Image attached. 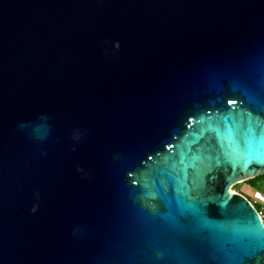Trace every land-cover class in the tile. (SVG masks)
<instances>
[{"label":"water","instance_id":"obj_1","mask_svg":"<svg viewBox=\"0 0 264 264\" xmlns=\"http://www.w3.org/2000/svg\"><path fill=\"white\" fill-rule=\"evenodd\" d=\"M263 174L264 0H0V264H264Z\"/></svg>","mask_w":264,"mask_h":264},{"label":"snow or ice","instance_id":"obj_2","mask_svg":"<svg viewBox=\"0 0 264 264\" xmlns=\"http://www.w3.org/2000/svg\"><path fill=\"white\" fill-rule=\"evenodd\" d=\"M234 88H239V85H233ZM228 104H235L236 100L235 99H229L227 101ZM225 120L228 119V117L224 118ZM254 123L256 124L257 127H259V121L258 118L254 119L251 114H249V119L247 122V127L243 128V135L245 137V144L247 148V155L252 156L253 155V143L255 140V129L253 127ZM220 133L219 131L217 132V136H219ZM236 133L233 131L231 127L228 128V136L229 138H235ZM183 163V161H181ZM183 187V185H181ZM228 201L225 199L224 203L226 204ZM191 207V206H189ZM151 214L153 216L159 215L157 208L155 205L149 206ZM192 212L197 216L198 219V225L200 229H207L209 236L215 237L219 233H228L230 234L233 238H246L248 241L249 246H254V245H264V235H262L259 230L256 228L255 221L254 220H249L247 224L243 227H237L236 225L230 224V223H225V224H220L216 225L211 223L205 213L201 211L200 209L197 208H192ZM167 219L169 223H171L174 226H179L178 221L176 217L172 214L169 213L167 215ZM190 264H203V262H197V261H192ZM218 264H234V261H230L227 258L222 261H218Z\"/></svg>","mask_w":264,"mask_h":264},{"label":"rangeland","instance_id":"obj_3","mask_svg":"<svg viewBox=\"0 0 264 264\" xmlns=\"http://www.w3.org/2000/svg\"><path fill=\"white\" fill-rule=\"evenodd\" d=\"M232 190L243 194L250 201H254V193L256 191H260L264 195V182H261L258 185H254L248 182H243L234 186Z\"/></svg>","mask_w":264,"mask_h":264},{"label":"built area","instance_id":"obj_4","mask_svg":"<svg viewBox=\"0 0 264 264\" xmlns=\"http://www.w3.org/2000/svg\"><path fill=\"white\" fill-rule=\"evenodd\" d=\"M250 202L257 209V211H258V213H259V215H260V217L264 223V195L260 191H256L254 193V201H250Z\"/></svg>","mask_w":264,"mask_h":264},{"label":"trees","instance_id":"obj_5","mask_svg":"<svg viewBox=\"0 0 264 264\" xmlns=\"http://www.w3.org/2000/svg\"><path fill=\"white\" fill-rule=\"evenodd\" d=\"M246 182L254 185H258L259 183L264 182V174Z\"/></svg>","mask_w":264,"mask_h":264}]
</instances>
